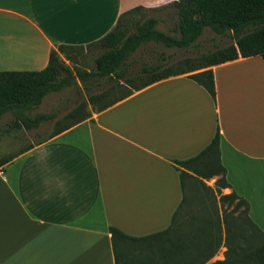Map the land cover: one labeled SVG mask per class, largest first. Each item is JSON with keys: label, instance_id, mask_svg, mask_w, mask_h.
<instances>
[{"label": "crops", "instance_id": "crops-1", "mask_svg": "<svg viewBox=\"0 0 264 264\" xmlns=\"http://www.w3.org/2000/svg\"><path fill=\"white\" fill-rule=\"evenodd\" d=\"M172 1L0 0V72L39 71L57 45L84 46L123 12ZM211 71L214 99L185 75L168 77L0 169V264H114L108 228H166L182 198L174 162L216 131L220 194L244 200L264 234V62L238 57Z\"/></svg>", "mask_w": 264, "mask_h": 264}, {"label": "trees", "instance_id": "trees-1", "mask_svg": "<svg viewBox=\"0 0 264 264\" xmlns=\"http://www.w3.org/2000/svg\"><path fill=\"white\" fill-rule=\"evenodd\" d=\"M162 9L169 10L166 17L172 22L174 35L156 29L159 19L155 16L132 20L139 12ZM204 29L231 38L233 44L184 59V69L160 63L129 69L131 57L142 45L184 50L195 44ZM86 48L92 53L89 58L83 53ZM252 56L264 62V0H174L158 9L137 6L120 14L113 28L94 42L57 45L39 71H1L0 118L9 114L12 120L8 128L26 131L54 120L49 133L23 153L168 77L185 75L214 99L211 67ZM76 82L85 100L60 119L55 120L54 112L31 114L46 95ZM218 146L216 131L196 156L174 162L182 198L166 228L141 237L108 228L114 264H204L221 246L225 248L223 259L212 264H264V234L248 218L246 202L233 193L220 194L227 184ZM12 159L0 156V168ZM212 178L214 191L202 182ZM199 189L205 197L200 196ZM192 202L198 208H191Z\"/></svg>", "mask_w": 264, "mask_h": 264}, {"label": "rangeland", "instance_id": "rangeland-1", "mask_svg": "<svg viewBox=\"0 0 264 264\" xmlns=\"http://www.w3.org/2000/svg\"><path fill=\"white\" fill-rule=\"evenodd\" d=\"M169 10L162 9L153 12H139L133 17L134 21H141L145 17L155 16L159 19L156 29L168 32L174 35L170 30L172 28V22L166 17ZM233 44V40L229 37H219L214 35L208 29H204L199 39L195 42L192 47L184 50H179L175 48H165L160 45L153 43H146L138 48L130 59V68L135 71L139 69L140 66L144 64H155L160 63L162 65H174L176 68H186L187 66L183 64L184 59H193L200 54L212 52L217 48L226 47ZM89 50L83 49V53L89 58L92 53ZM160 61V62H157ZM87 62V61H84ZM65 64L67 62L65 61ZM85 97L82 90L79 87L78 82L69 88L64 89L58 93H50L46 95L40 105L32 111V115L45 114L54 112L56 114V119H60L66 112L74 108L78 103L84 101ZM89 110V106H86ZM12 117L9 114H5L0 118V156H13V158L18 157L22 150L28 146L34 145L37 141L42 139L49 133L54 122H47L42 124L38 129L26 131L23 129H12L8 128ZM6 165V164H5ZM3 165L0 169L4 168ZM214 178L209 180H202L203 184L214 191ZM200 190V196L202 197L204 193ZM205 197V195L203 196ZM191 208H198L196 203L191 204ZM193 209V210H194ZM225 248L219 247L215 254L204 264H212L215 261H221L223 259V252Z\"/></svg>", "mask_w": 264, "mask_h": 264}]
</instances>
